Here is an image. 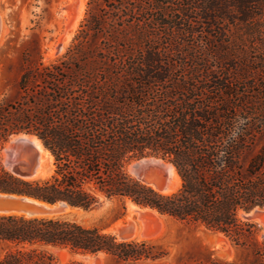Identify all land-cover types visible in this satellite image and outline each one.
Segmentation results:
<instances>
[{"label":"trees","instance_id":"obj_1","mask_svg":"<svg viewBox=\"0 0 264 264\" xmlns=\"http://www.w3.org/2000/svg\"><path fill=\"white\" fill-rule=\"evenodd\" d=\"M18 88L0 102V193L84 212L120 205L115 220L132 203L237 250L207 264H264L261 228L241 216L264 208V0H88L64 56L26 67ZM20 134L50 152L52 175L7 169ZM147 157L173 164L178 190L129 174ZM57 250L119 263L166 255L65 217L0 215V264H59Z\"/></svg>","mask_w":264,"mask_h":264},{"label":"rangeland","instance_id":"obj_2","mask_svg":"<svg viewBox=\"0 0 264 264\" xmlns=\"http://www.w3.org/2000/svg\"><path fill=\"white\" fill-rule=\"evenodd\" d=\"M87 3L88 0H84V13L80 21L77 20L78 11L72 0H0V17L3 24L0 39V102L5 99L14 102L20 98L18 81L26 67L40 63L50 65L64 56L86 16ZM70 21L72 23H69ZM77 22L78 26L75 29L74 25ZM3 158L7 165L8 154L5 151ZM133 162L127 167L129 174L143 181L144 179L139 178L134 172L131 173L129 166ZM53 171V160L48 159L45 177L52 175ZM147 173L160 175L155 168H148ZM180 185L181 181L176 190ZM132 205L127 203L125 215L118 220H115V216L121 213V206L110 203H104L90 212L70 208L41 217H65L88 227L103 229L105 233L116 236L118 240L127 238L148 241L164 249L166 254L164 258L157 261L119 263L105 254L75 256L67 251L57 250L55 255L59 264H67L70 260H78L84 264H207L210 260L232 262L238 256L237 250L221 234L210 232L203 227L183 224L148 209L137 206L132 208ZM263 209L255 212L256 214L244 215V218L254 221L261 228V238L264 236ZM130 215L133 221L128 220ZM119 222H123L122 225L134 223L135 231L132 235L122 236L116 227ZM138 230L141 231V236H135Z\"/></svg>","mask_w":264,"mask_h":264},{"label":"bare ground","instance_id":"obj_3","mask_svg":"<svg viewBox=\"0 0 264 264\" xmlns=\"http://www.w3.org/2000/svg\"><path fill=\"white\" fill-rule=\"evenodd\" d=\"M72 1L75 3V6H76L77 11H78L77 20L81 21L83 13H84V0H72ZM69 18H68V20H69ZM69 23H72V22L70 21ZM77 24H78V22L74 25L75 29L78 26ZM2 25H3L2 19L0 17V39H1L2 33H3ZM71 27H73V26H71ZM69 30H71V29H69ZM67 32H68V30H67ZM70 32H72V31H70ZM68 34H66V35H68ZM68 38H70V36H68ZM13 148H15V152L8 155V160L20 161L21 159H24L27 156H33L36 153H38L39 170H38L37 175L34 177V179H38V178L47 176L46 175L47 174V160L48 159L53 160V157L50 154V152L44 148L43 144L37 138L31 137V136H25V135H20L19 137H15L6 146V149H13ZM5 153H6V151H5ZM139 166L142 167L143 169L149 168V167H157V166L163 167L164 170L168 174L167 184L165 183V181H163V180H161V179H159L153 175H149L147 173H144L143 169L138 168ZM129 169H130L131 173L134 172L139 178H142V180L144 178V180L147 182V184L151 185L156 190H159L165 194H169V193L174 192L176 190L179 182H180V178H179L177 171L173 165H171L167 162L155 159V158H145V159L141 160L140 162H133L129 166ZM135 207L136 206L132 205V208H135ZM260 211H262V208H257L251 214H254L255 212L258 213ZM244 215L245 214H241L242 217H245ZM260 215H262V214H260ZM128 220L133 221L131 215L128 217ZM122 223L123 222L117 223L116 227L118 228V230L122 227ZM141 235H142V233L140 230H138L135 233V236H141ZM125 240L127 241V240H131V239L126 238Z\"/></svg>","mask_w":264,"mask_h":264},{"label":"water","instance_id":"obj_4","mask_svg":"<svg viewBox=\"0 0 264 264\" xmlns=\"http://www.w3.org/2000/svg\"><path fill=\"white\" fill-rule=\"evenodd\" d=\"M20 135L31 136V137L37 138L36 136L28 135V134H20ZM20 135L12 137L11 140L15 137H19ZM11 140L9 141V143L11 142ZM4 151H6V153L9 155L15 152V148L6 149L5 147ZM158 160L164 161L163 159H158ZM140 161H137V162H140ZM167 163L171 164L170 162H167ZM6 166L12 173H14L20 178L29 179V180L34 179V177L37 175L38 170H39L38 153H36L33 156H27L26 158L21 159L20 161L8 160ZM138 168L143 169L140 166ZM149 168L157 169L160 172V175L147 173L148 168H144L143 172L149 175H153L165 181V183L167 184L168 174L164 170L163 167L157 166V167H149ZM143 182L147 184L145 180ZM67 209H70V207L65 202H60L56 205H50V204L43 203L35 199L26 197V196H20V195L9 194V193H0V215H24L26 217H41V216H49L52 214H57ZM118 231L122 236L132 234L135 231V225L132 222L125 223L122 225V227Z\"/></svg>","mask_w":264,"mask_h":264}]
</instances>
